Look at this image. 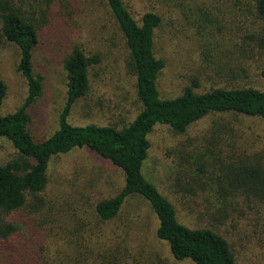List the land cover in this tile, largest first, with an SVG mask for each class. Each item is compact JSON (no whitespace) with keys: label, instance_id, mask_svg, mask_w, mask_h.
I'll use <instances>...</instances> for the list:
<instances>
[{"label":"rangeland","instance_id":"obj_1","mask_svg":"<svg viewBox=\"0 0 264 264\" xmlns=\"http://www.w3.org/2000/svg\"><path fill=\"white\" fill-rule=\"evenodd\" d=\"M71 1L72 20L46 27L33 55V71L42 78L43 86L41 98L29 110V132L36 141L49 137L57 128L66 96L62 63L73 46L88 58L99 57V63L88 69L89 92L73 107L69 117L72 125L123 127L133 120L138 108L127 68L128 51L105 2ZM123 2L137 23L146 13L161 19L154 32L153 51L165 63L157 79L162 99L175 98L195 85L196 93L247 87L264 91V48L257 45L262 29L252 0ZM250 35L256 36L253 42L246 39ZM17 64L16 48L0 39V79L7 87L3 114L12 113L26 97V83L16 71ZM219 121L229 130L212 140L213 123ZM149 142L142 173L173 205L177 221L190 229L214 231L231 245L240 264H264V206L249 207L240 201L238 206L225 208L231 199L213 184L223 175L222 165L239 159L245 150L264 149V121L208 116L184 135L156 127ZM200 153L210 166L205 175L197 176L190 163ZM15 158L11 145L0 139V165ZM123 185L119 169L87 150L54 159L40 213L19 220L23 235L42 248L45 238L39 230L47 226V220H51V227H57L60 215L69 227L77 221L90 222L97 234L113 237L107 246L118 248L120 257L131 255L134 264H176L155 237L156 218L144 199L129 197L113 221L96 220L94 206L117 195Z\"/></svg>","mask_w":264,"mask_h":264},{"label":"trees","instance_id":"obj_2","mask_svg":"<svg viewBox=\"0 0 264 264\" xmlns=\"http://www.w3.org/2000/svg\"><path fill=\"white\" fill-rule=\"evenodd\" d=\"M103 1L128 51L127 68L138 103L136 114L123 127L70 123L73 107L89 92L88 69L99 63V57L88 58L78 46H73L62 63L66 96L57 128L49 137L36 141L29 132V110L41 98L43 86L42 78L33 71V55L46 27L72 20L74 4L71 0H0V39L16 48V71L27 87L23 103L12 113L3 114L7 87L0 79V139L11 145L16 156L0 165V264H134L131 255L120 257L118 248L108 247L114 238L97 234L90 222L77 221L69 227L59 215L60 222L56 223L59 225L51 227V220H47V226L39 230L45 238L42 248L23 235L19 220L40 213L52 161L80 149L109 162L124 178L117 195L94 206L98 222L113 221L125 200L138 196L149 204L157 222L155 237L166 246L172 262L240 264L231 245L214 231L180 224L173 205L145 179L142 167L150 150L149 136L156 127L184 135L189 127L208 116L233 115L264 121V91L247 87L196 93L195 85L185 88L175 98L162 99L157 79L165 63L153 51L160 17L146 13L137 23L123 0ZM252 3L262 29L257 45L264 48V0H252ZM255 38L250 35L246 39L253 42ZM221 123H213L212 140L229 130L228 126H220ZM203 156L198 154L190 163L197 176L205 175L210 166L202 160ZM222 171L223 175L216 177L213 184L230 197L225 208L238 206L240 201L249 207L264 206V149L243 151L239 159L222 165ZM23 213L27 215L22 217Z\"/></svg>","mask_w":264,"mask_h":264}]
</instances>
